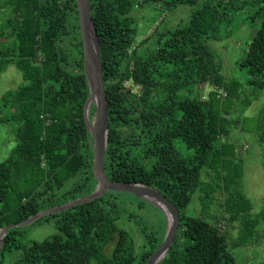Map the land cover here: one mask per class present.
Masks as SVG:
<instances>
[{"label":"trees","instance_id":"16d2710c","mask_svg":"<svg viewBox=\"0 0 264 264\" xmlns=\"http://www.w3.org/2000/svg\"><path fill=\"white\" fill-rule=\"evenodd\" d=\"M90 5L108 106V180L155 189L178 209L176 236L157 264H236L220 221L213 224L184 210L195 193H203L204 171H224L237 152L227 139L223 115L243 87L222 75L212 44L222 28L233 34L229 26L242 20L238 13L254 6L244 20L258 23V29L238 65L251 76L254 93L262 89L264 0H90ZM185 7L190 10L186 19L166 26L167 12ZM143 8L161 17L146 38L137 18ZM0 22V75L10 65L22 75L20 86L0 99V128L13 141L0 159L1 230L46 206L68 203L78 193L92 194L98 181L84 118L90 91L76 0H0ZM203 85L210 86L207 98ZM95 117L91 104V124ZM257 133L264 143V119ZM123 194L132 195L107 190L46 215L56 219L58 231L41 241L23 243L22 227L9 229L2 238L0 264H147L167 226L149 230L140 217L128 214L143 238L137 252L130 234L116 224L129 204ZM240 208H233L231 220L244 212ZM112 239L114 249L105 255ZM14 251L20 255L6 261Z\"/></svg>","mask_w":264,"mask_h":264},{"label":"rangeland","instance_id":"374dc122","mask_svg":"<svg viewBox=\"0 0 264 264\" xmlns=\"http://www.w3.org/2000/svg\"><path fill=\"white\" fill-rule=\"evenodd\" d=\"M254 8V6L250 8L247 6L239 12L242 20L235 19L229 26L233 34L228 35V29L222 28L219 40L212 44L221 63L222 75L227 80H237L243 87L241 97L234 100L229 113L223 115L227 119L225 126L226 131L229 132L227 139L237 147V152L232 154L233 156L230 155L224 171H204L202 175L205 181L204 194L195 193L191 203L184 210V214L188 216L203 218L213 224L220 221V228L227 235L228 249L236 258V264H264V143L259 141L257 133L264 119V87L254 93L253 85L249 84L251 76L238 65L258 29V23L244 20V17L251 16ZM189 12L190 10L186 7L167 12L166 26H176L179 21L186 19ZM155 14L145 8L137 13V18L140 19L139 28L144 31L142 38L148 37L160 23L161 17ZM148 17L158 20L150 22L147 20ZM21 83V73L15 66L10 65L0 75V99L4 92L18 88ZM209 89L208 85L201 87L204 98H207ZM12 145L11 136L5 128L1 127L0 159L8 155ZM206 173L209 175H205ZM73 186V181L67 183L65 190H70ZM85 196V192L78 193L74 199L67 202ZM121 198L129 204L124 205L126 212L120 216L116 224L130 234L138 252L143 238L141 240V235L139 236V231L136 230V221H128L130 220L128 214L134 213L140 217L149 230L161 231V227L168 225L165 211L151 200L135 198L128 194L121 195ZM224 203L227 204L224 205ZM238 205H241L240 209L244 212L231 220L233 208ZM50 208L53 207L46 206L42 211ZM163 218L166 225L163 223ZM55 222L56 219L49 215L19 228L23 234V243L32 240L41 241L51 237L58 231ZM114 242L112 239L107 244L103 251L105 255H111L115 246ZM19 255V251H14L12 254H6L5 259L12 262ZM92 264L95 263L92 262Z\"/></svg>","mask_w":264,"mask_h":264},{"label":"water","instance_id":"95a60500","mask_svg":"<svg viewBox=\"0 0 264 264\" xmlns=\"http://www.w3.org/2000/svg\"><path fill=\"white\" fill-rule=\"evenodd\" d=\"M76 3L83 42L84 73L90 91L89 99L84 107V118L92 138L94 152L93 173L98 181L97 189L86 197L73 200L58 207L47 209L24 222L10 224L2 228L0 230V248L2 247V238L9 229L28 226L48 214L60 212L75 205L92 201L97 197H100L107 190H112L115 192L129 193L139 198L151 200L165 211V216L168 222L165 239L147 262V264H157L159 260L167 254L176 236L179 223V211L155 189L136 183L132 184L110 181L106 176L104 169V155L108 143L109 125L99 37L91 15L90 0H76ZM91 104H94L96 109V117L93 124H91L89 120V106Z\"/></svg>","mask_w":264,"mask_h":264}]
</instances>
